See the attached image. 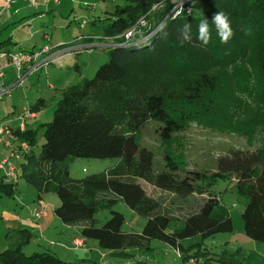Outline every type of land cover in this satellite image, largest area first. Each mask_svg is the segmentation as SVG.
Listing matches in <instances>:
<instances>
[{"label":"trees","instance_id":"1","mask_svg":"<svg viewBox=\"0 0 264 264\" xmlns=\"http://www.w3.org/2000/svg\"><path fill=\"white\" fill-rule=\"evenodd\" d=\"M110 1L112 8L90 21L100 32L92 34L89 29L66 43L103 40L108 60L93 76L62 90L49 122L14 131L29 150L16 181L1 176L0 195L14 197L18 178L32 186L38 198L55 193L60 202L54 213L65 224L80 225L81 235L109 250L107 256L150 248V240L155 239L176 250L183 264H243L236 253L212 251L204 242L233 230L228 209L213 189L219 180L246 198L243 231L264 242V0H187L183 6L189 11L176 15L170 0ZM217 11L228 15L233 30L224 44L211 25ZM203 18L210 21L207 46L197 39ZM136 24L142 32L136 33L137 42L125 43L124 34ZM147 25L151 30L143 32ZM185 25H190L192 37L187 41L182 35ZM10 43L0 41V52L13 51ZM82 45L71 51L89 48ZM44 104L38 98L29 110L36 112ZM150 122L157 124L163 159L159 171L153 169L152 150L140 143L141 131ZM191 125L235 135L254 148L232 149L217 159L214 172L191 167L186 159L183 166L176 161L184 154L178 134ZM39 129L43 141L36 151ZM78 158L118 162L105 171L73 178L69 166ZM137 179L170 193L171 202H187L197 194V209L175 219L162 211L163 201L150 197ZM119 201L146 218L140 232L122 228L124 215L113 209ZM104 209H109L110 217L100 223L94 215ZM16 234V245L0 251V264H86L50 251L27 255L22 248L33 234L25 227ZM197 236L200 240L193 242Z\"/></svg>","mask_w":264,"mask_h":264},{"label":"rangeland","instance_id":"2","mask_svg":"<svg viewBox=\"0 0 264 264\" xmlns=\"http://www.w3.org/2000/svg\"><path fill=\"white\" fill-rule=\"evenodd\" d=\"M105 1L109 3L110 0H75V11L69 17L70 21L68 19L67 21L65 19L62 20L64 25L60 31V34L64 35L66 43H71L75 40L76 36H79L81 33L85 34L86 30L89 29L91 30L92 34H95V32H98V30L100 32V27L98 25L94 26L90 21L94 19L95 14H102V11L105 10V5H108L105 3ZM58 19H60L59 14H57L56 17L57 22L60 21ZM68 21L70 22L69 27L68 25H66L68 24ZM83 21H87V23L83 24ZM134 41L136 42V40ZM100 50L102 49L91 48L84 50L83 52L78 54L80 58L85 59L88 62L87 66L82 67L84 68L83 72L86 73L87 77L93 76L96 68L100 64L108 60V56L105 53L106 51ZM90 53L93 54L90 56ZM0 60H3V58H0ZM65 72H67L68 74L66 75L63 72L59 77H56V75L50 73L48 75H46L45 73L41 76L43 77L41 79V83L47 88L52 82H54L55 86L60 85L59 82H61V84L63 85L67 83L65 87H62L60 85V88L56 90H50L51 92H55L57 94L53 101H50V94H48L47 92L44 93L47 97L46 100L42 97L45 101V107H48L50 103L54 106L58 97L61 96L62 90L65 89L68 85L77 82L72 75L77 76L78 73L72 67H70L68 70H65ZM29 87L30 89L28 91H34V89L38 88L41 89V86L39 85ZM32 102L30 104H32ZM54 109L55 107L49 111L42 110L38 121L40 122L42 120V122H49L52 119L51 113H53ZM26 113L27 110L25 111V114ZM156 126V123L150 122L142 129L140 143L152 150L154 154L153 169L155 171H159L162 168L163 159L161 158L159 137L155 130ZM178 140L181 142L180 146L183 148L184 154H181L180 157L176 159V161L184 166L186 159L187 163H189V166H197L196 168L198 169H207L210 172H214L217 170V159L226 155L232 149L249 148L245 140L236 137L235 135L222 136L201 127H197L196 125H191L185 131L179 133ZM42 141L43 138L40 130L37 134V143L35 145L36 151L39 150ZM253 148L254 147H250L249 149ZM27 151L21 149L20 142L18 153L24 155V153ZM179 152H181V150H179L178 153ZM117 162L118 160L115 158H78L70 163L69 173L73 178H81L86 175L105 171L108 168L114 166ZM2 169L6 175L5 168ZM137 180L143 185L145 191L150 197H155L156 199L163 201L162 211L173 215L175 219H180L189 212L197 209L196 205L199 198L197 194H192L187 202H171V198L173 197L170 193L154 188L151 184L145 182L142 179ZM25 185L26 183L20 178L18 180L17 186V190L19 189V191L18 193L16 192L14 198L12 197L13 199H9L0 195V217L8 211H16L19 213V215L23 216L26 211L28 212L29 210H31V206L34 205V202L37 201L38 198L36 197V193L33 187ZM213 189L216 194L221 197L222 203L228 209L233 223V230L230 232L217 233L212 238H208L207 240H205V245L210 250L215 252L225 251L227 253H236V257L241 260L243 264H264V242L249 238L243 231V220L241 217V212L247 202L246 198L235 192L233 188H230L227 181L219 180L213 187ZM30 191L33 192V194H31ZM42 198L44 199L45 204H54L56 202L57 204H59L60 202L58 196L52 192L43 194ZM7 207L8 209H6ZM113 209L121 212L124 215L125 222L122 226L124 230H135L137 232L141 231L146 222V218L144 216H141L132 211L122 201H119L113 207ZM94 217L100 223L104 222L110 217L109 209L98 211L97 213H95ZM180 222L181 221H178L176 226H179ZM10 233L11 234H9V236L4 240V234L0 228V244H2L3 246L1 248L14 247L16 245L14 241L15 235L13 231H11ZM50 238H53V243L57 242L58 240L56 238V235L53 237H47V239ZM191 240H193V242H197L200 240V238L197 236L192 238ZM6 243H8L9 245L5 246ZM40 244L42 243L40 242ZM149 247L150 248H142L141 251L137 250L136 248L130 249L129 254L118 256L109 255L107 257H104V262H102L101 258L105 253H108L109 250L100 249V252L98 254L95 251H92L89 253L88 257L79 256V253H82L81 250H79L75 252V257L73 255H70L60 258H71L67 261L76 260L72 262H81V259H86L87 264H142L138 261H143L144 264H183L182 260L178 256L177 251L174 250L169 244L152 239L150 240ZM22 250L27 255L32 254L33 252L44 251L41 245L39 246L35 244V242H33V239L28 244H26L22 248ZM53 251L58 253L55 248ZM93 260L95 262H93ZM188 263H191V261H188Z\"/></svg>","mask_w":264,"mask_h":264},{"label":"crops","instance_id":"3","mask_svg":"<svg viewBox=\"0 0 264 264\" xmlns=\"http://www.w3.org/2000/svg\"><path fill=\"white\" fill-rule=\"evenodd\" d=\"M105 3L108 4L105 5V9L112 8L114 4L113 1H109V3L105 1ZM74 4L75 2L70 0H36L35 6L23 0H0V41L9 39L11 42L9 46L12 50L24 52H34L46 46L50 47L47 53H42L37 57L39 61L52 53L60 54L57 58L41 63L38 67L33 69L30 63H25L22 68L18 70L14 65H5V60H0L2 66V76L0 77V161L7 158V160L11 162L17 176L19 173V166L24 158L22 154L18 153L21 140L14 135V131L16 129L39 128L40 124L44 122H42V120L40 122L38 121L42 110L49 111L54 108L60 96L54 106L50 103L48 107L43 106L36 112L28 113L32 105L30 103L42 97L46 100L47 97L44 94L45 92L50 94V101H53L57 94L50 90H56L61 86L65 87L67 84L63 85L59 82L61 86H55L54 82H52L47 88L42 85L41 79L43 77L41 76L45 73L46 75L50 73L59 77L63 72L67 75L68 73L65 72V70L72 67L78 73L77 76L72 75L77 82L87 77L82 67L87 66L88 62L80 58L78 55L80 53L71 51L73 49L72 47L82 45L83 43H77L75 41L71 45L66 44L64 35L60 34L64 25L62 20L65 19L67 21L68 19L70 21L69 17L75 11ZM57 14L60 15V19H58L60 21L58 22L56 21ZM69 21L68 24H66L68 27L70 25ZM89 31L90 30H86L87 33ZM79 38H81V36H79ZM87 43L88 44L85 43L82 46H89L88 49H102L106 45L103 40H95L94 42L89 41ZM61 44H64V48L60 46ZM100 51H103V49ZM92 54L93 53H90L89 55L91 56ZM18 75H21V78H18ZM34 85L41 86V89L38 88L34 89V91H28L30 89L29 86ZM26 110L27 113L25 114ZM4 175L3 169H0V178ZM4 178H6V175ZM19 179L20 178H18L17 181ZM18 191L19 189L16 192L18 193ZM30 193L33 194L31 191ZM15 195L16 193L14 197ZM36 197L38 198L37 193ZM39 200H42L45 204L42 197L38 198V200L34 202V205L31 206V210L28 208L29 211H26L23 216L19 215L16 211H8L0 217V228L4 234V240L11 234L10 232L13 231L15 235L14 241L17 243L18 235L16 234V230L25 227L30 229L33 234L32 239L35 244L41 245L44 251L53 252L59 257L70 255L75 257V252L79 250L82 252L79 253V256L84 257H88L89 253L92 251H95L97 254L100 252V248L96 241L84 238L81 235L80 225L65 224L54 213L57 202L54 204H45V214L39 219H34L31 215V211L38 205ZM6 209H8V207ZM55 235L58 239L57 242L53 243V238L47 239V237H53ZM77 238H82L83 240L82 246L80 247L73 246V241ZM40 242L42 244H40ZM8 245L9 244L6 243L5 246ZM1 247H3L2 244H0V251L6 248ZM54 248L58 253L53 251ZM104 257H107L106 253L101 258L102 262H104ZM63 259L70 260L71 258L64 257ZM81 261L87 264L86 259H81ZM93 262L95 261L93 260Z\"/></svg>","mask_w":264,"mask_h":264},{"label":"built area","instance_id":"4","mask_svg":"<svg viewBox=\"0 0 264 264\" xmlns=\"http://www.w3.org/2000/svg\"><path fill=\"white\" fill-rule=\"evenodd\" d=\"M23 1H27L30 2L32 5L36 6V0H23ZM58 1V0H55ZM73 1V0H71ZM171 3H174V6L172 8V12H174V15L178 14L181 10L186 9L187 11H189V7L188 6H183L185 1L187 0H170ZM142 26L144 25V21L141 20L139 22ZM140 27L139 24L134 25L132 28H130L129 30L126 31V33L124 34V38H125V43L127 42H131L136 40V33L141 32L139 30ZM159 27V26H158ZM155 28L153 31L150 32V34H148L147 36L151 35L152 33H154V31H156ZM148 30H151V26L147 25L145 27V30L143 32H146ZM142 33V32H141ZM140 34V33H139ZM123 43V44H125ZM50 47L46 46L44 48L39 49L38 51H34V52H24V51H19V50H13V51H1L0 52V58H3V60H5V65H14L18 70H20L22 68V66L25 63H30L32 65V69L35 67H38L41 63L44 62H48L53 60L54 58H57L60 54H50L46 57H44L43 59H41V61H39L37 59L38 56H40L42 53H47L49 51ZM64 50V49H62ZM1 64H0V77L2 76V71H1ZM18 78H21V75L18 76ZM30 111H28L29 113ZM21 149L24 151L28 150V144L26 142H22L21 141ZM5 168L6 170V179L9 181H16L17 178V174L14 171L13 166L11 165V162L9 160H7V158H4L0 161V169ZM45 214V204L43 203L42 200L38 201V205L36 207H34L31 211V215L34 217V219H39L42 215ZM83 240L82 238H77L73 241V246L74 247H80L82 246ZM188 264V263H186ZM190 264H194L192 261Z\"/></svg>","mask_w":264,"mask_h":264},{"label":"clouds","instance_id":"5","mask_svg":"<svg viewBox=\"0 0 264 264\" xmlns=\"http://www.w3.org/2000/svg\"><path fill=\"white\" fill-rule=\"evenodd\" d=\"M210 21L206 18L200 20L198 24L197 39L201 42L202 46H207L211 39ZM211 25L214 26L216 36L219 38L221 44L227 43L233 36V30L231 28L228 15L223 11H217L213 14L211 19ZM183 40H190L191 31L190 25H185L183 30Z\"/></svg>","mask_w":264,"mask_h":264},{"label":"bare ground","instance_id":"6","mask_svg":"<svg viewBox=\"0 0 264 264\" xmlns=\"http://www.w3.org/2000/svg\"><path fill=\"white\" fill-rule=\"evenodd\" d=\"M188 264H190V263H188Z\"/></svg>","mask_w":264,"mask_h":264},{"label":"water","instance_id":"7","mask_svg":"<svg viewBox=\"0 0 264 264\" xmlns=\"http://www.w3.org/2000/svg\"><path fill=\"white\" fill-rule=\"evenodd\" d=\"M137 42V41H136Z\"/></svg>","mask_w":264,"mask_h":264}]
</instances>
